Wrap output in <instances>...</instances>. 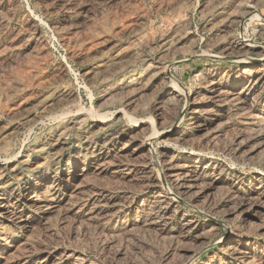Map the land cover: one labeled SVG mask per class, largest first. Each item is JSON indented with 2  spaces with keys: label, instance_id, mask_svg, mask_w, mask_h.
I'll list each match as a JSON object with an SVG mask.
<instances>
[{
  "label": "rangeland",
  "instance_id": "obj_1",
  "mask_svg": "<svg viewBox=\"0 0 264 264\" xmlns=\"http://www.w3.org/2000/svg\"><path fill=\"white\" fill-rule=\"evenodd\" d=\"M0 264H264V0H0Z\"/></svg>",
  "mask_w": 264,
  "mask_h": 264
},
{
  "label": "bare ground",
  "instance_id": "obj_2",
  "mask_svg": "<svg viewBox=\"0 0 264 264\" xmlns=\"http://www.w3.org/2000/svg\"><path fill=\"white\" fill-rule=\"evenodd\" d=\"M242 44H244V46H248L247 43H246L244 40L242 41ZM237 47H239V46H237ZM243 48H244V47H243ZM184 174H185V173H184ZM197 176H198V175H197ZM185 185H186V184H185Z\"/></svg>",
  "mask_w": 264,
  "mask_h": 264
}]
</instances>
